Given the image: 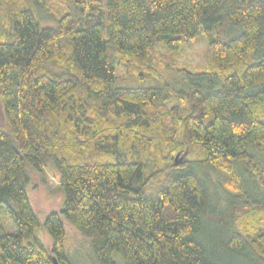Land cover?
Instances as JSON below:
<instances>
[{"label": "trees", "instance_id": "obj_1", "mask_svg": "<svg viewBox=\"0 0 264 264\" xmlns=\"http://www.w3.org/2000/svg\"><path fill=\"white\" fill-rule=\"evenodd\" d=\"M50 1L0 0V264H264V0ZM199 37L207 70L165 61ZM237 162L219 207L205 172ZM50 168L40 223L27 187Z\"/></svg>", "mask_w": 264, "mask_h": 264}, {"label": "rangeland", "instance_id": "obj_2", "mask_svg": "<svg viewBox=\"0 0 264 264\" xmlns=\"http://www.w3.org/2000/svg\"><path fill=\"white\" fill-rule=\"evenodd\" d=\"M50 5L52 9L62 14L67 8L63 0H51ZM3 11H0V21L2 20ZM44 26H52V23L48 20H45L43 23ZM161 50V49H160ZM210 53L208 51L206 41L203 37H199L194 41L189 43H184L182 45V50L179 53L169 52L164 56L166 62H171L174 67L177 68H186L190 71H201L207 70L209 64ZM50 69L57 72L52 67ZM124 73L122 68H118L117 75L121 77ZM0 120H2V106L0 103ZM178 159V158H177ZM176 161V157L174 159ZM180 160H182L180 158ZM252 160L254 163L260 167H264V157L252 152ZM227 165L221 164V167L215 171H207L204 175V180H206V186L210 192L211 199L215 201L218 206L224 204L227 193L233 194L235 191V184L232 182L236 180L242 185V183H249L248 174L245 170V163L237 162L234 167L229 168V173H234V176L227 174ZM31 183L27 187L28 196L30 199V205L33 212L36 214L40 223L52 212H59L62 202L63 195L61 191V184L59 182V175L55 172L54 169H43L42 172L30 171ZM231 178L229 186L225 181L227 178ZM227 183V184H226ZM230 189H228V187ZM261 194V192H259ZM258 193V194H259ZM0 225L5 230H12L13 226L9 220L3 214H0ZM65 229L67 231V241L66 248L69 251L70 255L79 261L83 262V254L79 247V241L81 239L80 235L74 230L71 226L64 223ZM262 226H264V221H262ZM247 232H250L247 228ZM38 236L45 245L47 249L51 248V241L47 233L40 229ZM113 257L117 262H122L121 257L118 253L114 252Z\"/></svg>", "mask_w": 264, "mask_h": 264}, {"label": "water", "instance_id": "obj_3", "mask_svg": "<svg viewBox=\"0 0 264 264\" xmlns=\"http://www.w3.org/2000/svg\"><path fill=\"white\" fill-rule=\"evenodd\" d=\"M178 155L176 156V161L175 163L178 165V161H177ZM183 158V156L181 157V159ZM52 264H59L58 261L55 258H52Z\"/></svg>", "mask_w": 264, "mask_h": 264}]
</instances>
